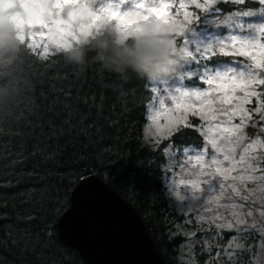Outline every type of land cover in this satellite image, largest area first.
Here are the masks:
<instances>
[{
	"label": "trees",
	"instance_id": "1",
	"mask_svg": "<svg viewBox=\"0 0 264 264\" xmlns=\"http://www.w3.org/2000/svg\"><path fill=\"white\" fill-rule=\"evenodd\" d=\"M8 22L14 34L0 44V264H83L58 239L56 222L74 186L90 175L136 210L167 264H184L188 225L168 198L165 164L145 137L152 94L142 80L103 71L97 59L136 47L137 37L121 39L110 21L80 35L86 66L79 70L53 51L47 59L28 56ZM196 234L193 240L202 241Z\"/></svg>",
	"mask_w": 264,
	"mask_h": 264
},
{
	"label": "snow or ice",
	"instance_id": "2",
	"mask_svg": "<svg viewBox=\"0 0 264 264\" xmlns=\"http://www.w3.org/2000/svg\"><path fill=\"white\" fill-rule=\"evenodd\" d=\"M93 15L95 23L108 20L125 36L140 31L143 22L171 37L182 58L181 77L163 88L142 80L152 94L147 110L155 113L148 116L154 132L146 128L152 151L160 154L166 173L179 165L191 176L174 181L190 195L169 188L177 201L215 209L208 218L196 216L201 227L226 233L222 242L228 248H243L240 234L255 224H249L253 209L247 202L257 191L264 193V136L247 131L264 132V0H120L114 6L103 0ZM18 39L28 56H52L42 30ZM170 153L174 163H165ZM86 182L79 193L85 204L93 195ZM191 208L179 209L188 216L185 224L192 223Z\"/></svg>",
	"mask_w": 264,
	"mask_h": 264
},
{
	"label": "rangeland",
	"instance_id": "3",
	"mask_svg": "<svg viewBox=\"0 0 264 264\" xmlns=\"http://www.w3.org/2000/svg\"><path fill=\"white\" fill-rule=\"evenodd\" d=\"M19 2L25 5H33L34 7L25 11L23 16L13 14L8 15L7 19L15 24L19 35L21 33L27 35L42 30L43 43L50 52L52 51L50 49V41H55L53 47L58 48L66 46L68 37L72 36L73 33H79V35L96 33L108 21L102 20L97 24L95 23V17L89 20L91 13L86 4L83 3V0H19ZM101 2H103V0H101ZM5 3L11 4L12 0H0V13L3 17H5L7 12V9L3 7ZM65 7H69V10L66 12V17L62 14ZM113 27L117 30L121 39L128 37L125 36L122 31L118 30L115 24H113ZM152 30L155 34H163L154 27H152ZM129 36L137 37L139 41L137 44H139L144 36L143 28ZM159 87L163 88V85H159ZM147 112V116L155 114L153 111L147 110ZM158 122L163 123V119L161 118ZM146 128L148 132H154V128L151 127V122L148 120V117ZM146 128L145 137L147 139H152V137L148 135V132H146ZM257 135L264 136V132H259ZM175 151L176 149L173 148L172 153ZM261 151H264V149ZM166 163H174L171 153ZM164 168L165 165L163 167V177L165 179L167 176L164 183L167 187L166 192L168 198L177 213L183 215L179 209L182 208L184 212H188L189 208H191V204L188 200L183 202L177 201L173 193L169 191V188H172L181 196L190 195L189 189L183 185L176 187L174 181H179L181 179L187 180L190 179L191 176L179 165H175V173H166ZM191 203L194 204L195 202L193 201ZM247 203L248 206L253 209V217L249 218V224L252 225L253 219L255 220V224L249 227L247 231L240 234L243 239L239 242L244 245L243 248H228L227 242H222L224 232H220V234L217 235L218 230L215 228L209 230L206 224L201 227V223L195 218L197 215L206 218L213 215L215 209L213 212H206L204 210L210 205L204 204L199 208H191L189 215L195 226L191 228V223H189L187 224L188 229H184L185 242L181 247L180 261L184 264H215L214 260L216 264H264V215L261 213V209L264 208V193L257 191L249 198ZM183 216L185 217L184 220L188 219V216ZM189 231H194L196 233L200 231L202 241L198 240V242H196L193 240L194 237L189 239L186 235ZM195 244L196 247L194 246ZM228 253L231 254L229 255ZM201 259L203 263L200 262Z\"/></svg>",
	"mask_w": 264,
	"mask_h": 264
},
{
	"label": "water",
	"instance_id": "4",
	"mask_svg": "<svg viewBox=\"0 0 264 264\" xmlns=\"http://www.w3.org/2000/svg\"><path fill=\"white\" fill-rule=\"evenodd\" d=\"M85 181L93 193L87 204L79 196ZM56 233L83 264H167L136 210L95 175L74 186Z\"/></svg>",
	"mask_w": 264,
	"mask_h": 264
},
{
	"label": "clouds",
	"instance_id": "5",
	"mask_svg": "<svg viewBox=\"0 0 264 264\" xmlns=\"http://www.w3.org/2000/svg\"><path fill=\"white\" fill-rule=\"evenodd\" d=\"M105 2L114 6L120 0H105ZM83 3L91 13L89 20L93 19L94 10L101 0H83ZM3 7L7 9V12L5 18L0 20V44L6 43L9 35L14 34L10 31L8 15L23 16L25 11L34 6L22 4L19 0H12L11 4L5 3ZM132 19L135 21L137 17L133 16ZM141 23L144 31L141 42L136 47L130 43L124 48L110 52L107 56L97 53L100 68L123 80L135 78L163 85L164 82L173 78L179 79L182 75L180 71L182 58L178 50H174L171 37L155 34L151 25ZM80 40L79 33H73L68 37L66 46L53 47L55 41H50V49L54 55L61 57L68 65L83 70L86 61L83 50L78 47Z\"/></svg>",
	"mask_w": 264,
	"mask_h": 264
}]
</instances>
